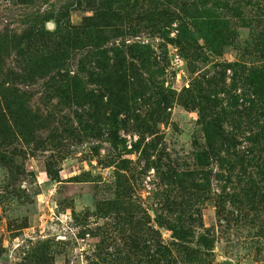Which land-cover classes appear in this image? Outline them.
<instances>
[{
    "label": "rangeland",
    "instance_id": "1",
    "mask_svg": "<svg viewBox=\"0 0 264 264\" xmlns=\"http://www.w3.org/2000/svg\"><path fill=\"white\" fill-rule=\"evenodd\" d=\"M121 1L0 0V83L7 72L23 73L34 52L74 37L84 49L68 51L69 69L61 74L68 83L78 75L90 97L89 104L68 103L59 94L62 80L15 83L28 99L32 123L21 132L25 138L16 133L2 149L0 264H100V254L125 251V245L130 250L139 224L146 241L156 232L171 249L173 264H264V215L255 217L245 204H219L221 194L231 195L216 179L227 176V168L202 154L204 125L218 111L204 96L239 114L226 112L220 128H236L239 149L248 146L247 76L250 68L264 71V0H138L136 8L124 0L123 10ZM116 12L127 16L122 24ZM82 31L102 36L100 48L110 59L104 75L114 63L111 50L146 49L150 73L133 63L122 105L115 80L89 81L88 72L99 73L92 54L79 73L78 63L93 48ZM43 32L51 38L43 40ZM7 36L25 39L24 57L5 46ZM228 65L239 66L237 77L224 71ZM199 154L207 166L198 164ZM169 168L178 176L166 182ZM191 210H198L201 229L184 224ZM171 229L183 237L181 245ZM155 244L149 242L152 252ZM185 249L195 254L185 256Z\"/></svg>",
    "mask_w": 264,
    "mask_h": 264
},
{
    "label": "trees",
    "instance_id": "2",
    "mask_svg": "<svg viewBox=\"0 0 264 264\" xmlns=\"http://www.w3.org/2000/svg\"><path fill=\"white\" fill-rule=\"evenodd\" d=\"M121 2H123V6L120 9L123 10L125 9L124 0ZM114 5L117 7V1L114 2ZM132 5L133 8H136L138 5V0H133ZM114 16L119 24H122L127 17L125 15L123 16L121 13L119 14L118 12H116ZM213 24L216 26L218 23L214 22ZM99 33L101 34V32ZM81 35L86 39L87 42L92 44L93 48L91 51H87L84 55L85 57L78 63V67L81 69V72L79 73L85 74L84 72L87 70V68L86 62L84 61L86 60V56L92 54L93 61L95 60V67L99 69V73L88 72L87 77L89 81L91 82V80H93L95 77L100 79L99 82L103 84V76H108L109 79L111 78V81L115 80L117 85L114 87L118 88L119 86L120 89H122V91L116 89V96L118 97L117 103L122 105V97H126V71H130V69L134 67L133 63L136 62L140 70L146 71L148 74L150 73V69H146L150 66V57L147 56L148 53H146V49L135 45V47H128V53L123 50H111L110 52L113 55L111 60L114 63L109 66L110 75H104L108 68V62L110 59L106 56L107 52L101 50L100 48L99 44L101 43L102 36L98 37V35H96L95 38H92L91 31H82ZM40 37L43 40L44 38L50 39L51 35L47 32H43L40 34ZM218 38L221 39L222 35L218 34ZM75 40L76 38L70 37V43L54 42L49 51L47 48L34 52L33 56L24 61L27 66L23 73L18 74L14 72H7L3 77L4 79L2 83H0V161L5 162L7 159V157L3 154L2 149L7 148L13 143L15 136H17L16 133H19L21 138H25L26 135H23L21 132L31 131L28 128V123H32L31 113L29 116L26 114V108H28V99H26L27 97L25 98V95L16 89V82H22V80L31 81L36 78H47V81H50L52 84L53 82L55 83L56 81L62 80L64 84L59 90L60 96L64 97L70 104H89L90 97H87L85 83L79 79V76L76 75V78L72 80V83H68L67 75L63 76L61 74L63 70L69 69L68 61L70 60L71 55L68 51L70 49L72 51H81V49H84L81 44L82 40H80L81 42L77 41L78 38L76 41ZM189 40L190 36L188 37V42ZM205 40L209 41L211 39L205 38ZM3 41L6 44L5 46H11V50L17 49L16 52L19 55L23 57L26 55L24 54L25 51L21 48L22 44L25 43V39L7 36L3 37ZM259 47V53L261 56H264V39L262 44L260 43ZM95 48H98L97 51H94ZM214 51L216 50L214 49ZM124 52H126L125 54H127L129 60L131 61L129 64H127V61L122 55ZM236 66L233 67L228 65L227 67H223V69L226 71L228 68H230L233 75L237 77V70L239 66ZM250 69L251 70L247 76V86L250 89V94L247 95V104L244 111L246 121L245 124L249 133V136L247 137L248 146L245 149H239V144L235 139V137L238 136L236 128H234L230 133L223 132L222 128H220L221 124L225 123L227 116L226 112L231 113V115L234 117H239V114H234L233 111L229 107L227 109V106H224L222 102L217 101L216 99L211 100L204 96L203 100L211 103L215 110L217 109L218 111L213 112L204 125L207 143L202 154L208 153L213 156L215 160L218 159V163L221 164V166L225 165V168H227L228 171L227 176L224 177L222 175H218L216 176V179L217 182L221 184L223 183V186L220 187L221 192H224L228 188V190L231 191V195L224 196L221 194V198H218L217 202L220 204L224 201H227L232 207H240V209L245 204V206L248 207L250 211L254 212L255 217H259L261 214L264 215V71L252 68ZM132 77L135 78V75ZM5 83H8L7 87L4 86ZM104 86L105 88L112 90L111 87L106 85ZM225 92L226 90L223 89V94ZM119 94L120 96H118ZM28 117L30 118V121L28 120ZM24 140L26 141V139ZM219 152L226 154L224 155L227 156L226 161L220 158L221 154H218ZM202 158L203 155L201 158L197 155V162L200 166H205L206 163ZM177 176L178 175H176L175 172L169 168L168 171L162 175V178L167 182L169 179H176ZM184 177L185 180L187 178L191 179V175ZM177 181L179 183H174L178 184L180 187V184H182L183 180L178 179ZM190 188L197 191L202 189L205 191V187L203 185H192ZM191 212L193 213L189 215ZM190 213L187 212L184 221L185 225L188 224L187 229H201L202 220L198 214V210H191ZM161 223H163V221H161ZM161 223L158 222L159 225H161ZM138 227L139 231L135 233L136 238H133L130 250H128L129 246L125 245V247H123L125 251L118 250L117 252L116 250L114 253H112V255L107 254V256L105 254H100L99 258L102 261L100 264H107L110 262L111 264H121L122 261L126 262L124 264H131L129 263V260H134L133 264H173L171 249L162 246L160 237L157 236L156 232L150 231L151 237L148 239V241H146V233L143 226L141 227L139 224ZM171 230L174 231V235L177 234L175 230ZM173 236L172 240L176 241V244L181 245L183 242V237L181 235ZM150 241L157 243L155 244V249L153 252L150 250ZM185 250V256H192V254H195L189 249ZM105 258H110L113 261H105Z\"/></svg>",
    "mask_w": 264,
    "mask_h": 264
}]
</instances>
